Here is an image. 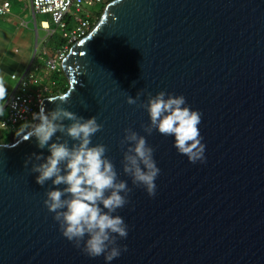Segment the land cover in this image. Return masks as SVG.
<instances>
[{"label":"water","instance_id":"water-1","mask_svg":"<svg viewBox=\"0 0 264 264\" xmlns=\"http://www.w3.org/2000/svg\"><path fill=\"white\" fill-rule=\"evenodd\" d=\"M61 71L62 107L96 117L92 144L107 147L132 189L116 213L128 226L118 238L127 251L110 264H264V0H112ZM161 91L202 114L204 163L179 154L174 137L143 131L150 118L139 104ZM127 128L154 149V197L122 171ZM41 153L50 155L35 137L0 144V264H106L64 238L45 208L51 181L41 187L25 167Z\"/></svg>","mask_w":264,"mask_h":264},{"label":"clouds","instance_id":"clouds-1","mask_svg":"<svg viewBox=\"0 0 264 264\" xmlns=\"http://www.w3.org/2000/svg\"><path fill=\"white\" fill-rule=\"evenodd\" d=\"M142 94L138 92L135 98L129 96L127 104L136 105ZM6 96L7 88L0 78V101ZM67 96L49 100L60 103L52 111L41 108L33 114V121L38 123L21 127L22 140L35 137L38 147L47 148L50 153L46 157L42 153L33 154L26 160L25 167L32 164L31 172L38 173L36 183L41 187L51 181L52 187L45 193L43 203L48 212L54 214L53 220L62 236L89 258L103 256L106 264H110L127 251L126 246H119L118 238H127L128 226L116 213L129 203L132 189L127 181L119 179L115 165L106 156L107 147L92 144V136L102 125L95 116L84 119L62 107L67 103ZM147 96V101L139 104L150 118L149 124L141 125L143 131L151 135L155 130L165 137H174L173 147L179 154L186 156L190 163H204L205 145L199 130L202 114L186 106L183 95L161 91ZM69 140L73 142L71 146ZM120 144L122 148L127 146L121 161L123 173L134 186L143 187L148 196L154 197L155 180L160 173L154 149L145 136L131 128L124 130ZM33 160L37 163H32ZM61 185H64L62 189Z\"/></svg>","mask_w":264,"mask_h":264},{"label":"built area","instance_id":"built-area-1","mask_svg":"<svg viewBox=\"0 0 264 264\" xmlns=\"http://www.w3.org/2000/svg\"><path fill=\"white\" fill-rule=\"evenodd\" d=\"M110 1L112 0H30L34 13L48 15L61 30L60 39L63 43L55 49L52 57L45 58L43 49L35 52L29 69L20 78L11 77L16 80V86L7 97L6 117L0 119V131L13 138L12 135L19 134L23 125L36 123L33 121V114L39 112L41 101L50 97V87L54 84L51 81L48 85L44 78L52 77L61 70V64L71 46L90 31L95 13L90 14L86 9L96 5L102 8ZM8 10V2L0 5V15L6 14ZM64 19L73 24L70 29H67ZM44 31L48 39L54 34L47 25H44Z\"/></svg>","mask_w":264,"mask_h":264},{"label":"crops","instance_id":"crops-1","mask_svg":"<svg viewBox=\"0 0 264 264\" xmlns=\"http://www.w3.org/2000/svg\"><path fill=\"white\" fill-rule=\"evenodd\" d=\"M4 2L9 3V10L0 15V78H3L7 88L5 100L0 101L3 113L6 112L7 97L16 86V80L11 77L20 78L29 69L38 51L36 16L41 15L33 12L30 0H0V5ZM49 40L46 36L40 40L39 51L43 49L46 53ZM62 43L60 39L56 48Z\"/></svg>","mask_w":264,"mask_h":264},{"label":"rangeland","instance_id":"rangeland-1","mask_svg":"<svg viewBox=\"0 0 264 264\" xmlns=\"http://www.w3.org/2000/svg\"><path fill=\"white\" fill-rule=\"evenodd\" d=\"M103 8H104V6L101 8L100 5H96V6L89 8V9H86V12H88L90 14H92V13L96 14L97 12L102 13ZM97 20H98V17H96V15H95L92 19V25H94ZM64 21L67 23V29H70L73 26V24L71 22H67V20H65V19H64ZM44 25H47L48 29L50 31L54 32L53 36L50 38V40L46 44V53H44L45 54L44 57L48 58V57H52L54 54V50L57 46L56 43H58V41L60 40L61 30L55 26V24L52 22V20L48 16H41V15L36 16L38 51L41 49V41L40 40L46 36V32L44 31ZM52 80H53V77H51V76L44 78V82L47 83L48 85L50 84V82ZM5 117H6V112L1 114L2 119H5ZM8 136L9 135L6 132L0 131V143L1 144L8 143L9 142ZM18 137H20L19 134L13 136V139H17Z\"/></svg>","mask_w":264,"mask_h":264},{"label":"trees","instance_id":"trees-1","mask_svg":"<svg viewBox=\"0 0 264 264\" xmlns=\"http://www.w3.org/2000/svg\"><path fill=\"white\" fill-rule=\"evenodd\" d=\"M95 15L99 19L101 16V13L97 12ZM52 77H53L52 81L54 84L50 87V93L48 96L53 97V96L62 95L67 90V81H66V78H65L63 72L61 70H59L58 72L53 74ZM13 136H15V135L13 134L12 137ZM8 138L10 139V136H8ZM3 144H5V143H3Z\"/></svg>","mask_w":264,"mask_h":264}]
</instances>
